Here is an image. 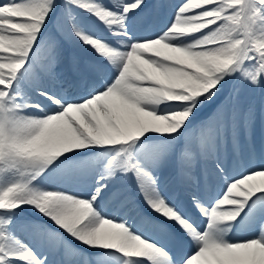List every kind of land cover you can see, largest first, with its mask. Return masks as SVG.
<instances>
[{"label":"snow or ice","instance_id":"6c2138e0","mask_svg":"<svg viewBox=\"0 0 264 264\" xmlns=\"http://www.w3.org/2000/svg\"><path fill=\"white\" fill-rule=\"evenodd\" d=\"M0 264H264V0H0Z\"/></svg>","mask_w":264,"mask_h":264}]
</instances>
